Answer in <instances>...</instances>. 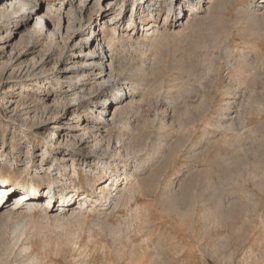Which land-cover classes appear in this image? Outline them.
<instances>
[{
    "label": "rangeland",
    "instance_id": "1",
    "mask_svg": "<svg viewBox=\"0 0 264 264\" xmlns=\"http://www.w3.org/2000/svg\"><path fill=\"white\" fill-rule=\"evenodd\" d=\"M12 1L0 4V183L38 186L41 206L48 183L33 176L58 184L53 211L0 214V264H264L263 0H171L159 15L163 0L143 9L138 0H74V13L68 0H30L39 2L32 16V3L15 13ZM107 3L104 23L121 14L108 53L114 80L66 74L75 57L90 59L76 53L91 26V47L102 51L96 18ZM49 8L63 9L60 23ZM36 14L48 17L45 28ZM84 87L99 89L71 96ZM111 90L119 100L108 109ZM109 115L102 140L81 125ZM82 138L81 152L72 143ZM116 165L127 170L119 189L129 181L134 192L111 203L96 193L107 179L88 177ZM59 193H73V205Z\"/></svg>",
    "mask_w": 264,
    "mask_h": 264
},
{
    "label": "bare ground",
    "instance_id": "2",
    "mask_svg": "<svg viewBox=\"0 0 264 264\" xmlns=\"http://www.w3.org/2000/svg\"><path fill=\"white\" fill-rule=\"evenodd\" d=\"M6 2L7 0H0V4L2 2ZM101 1V0H99ZM153 0H138L137 1V4L139 7H142V9L144 8L145 5H149L150 3L153 4L152 2ZM171 0H163V2L159 5L157 4L156 5V11L158 12V15L161 13L162 11V7L161 6H164V5H169L168 2H170ZM201 2H206V4H209L213 2V0H200ZM215 1V0H214ZM43 2V1H42ZM32 3V8L31 9L32 11L30 12V15L32 16L33 13H35V10L34 8L36 6H38V3L37 1L35 2H31L30 0H13L11 5H9V8L15 12V13H18L19 8H24L26 6H28L29 4ZM73 3H74V0H68L67 1V6H69V9L70 11H72V13H74L75 9H73ZM179 3V4H178ZM264 4V0L263 2H261ZM80 5L78 6V12L77 14H79L80 16V19H83L84 18V12H86L85 10V2L82 4V1L79 3ZM176 4V5H175ZM154 5V4H153ZM172 5L174 6H182L181 4V1L177 0L176 3H172ZM177 6V7H178ZM51 7V6H50ZM258 8H264V6H261V5H257ZM100 9L98 10V13H97V18L96 20L99 21V23H97V25H99L101 28H102V31H103V35L100 36L101 40L100 42L103 44V49L102 51H100L99 49L96 50L94 49V47H91L92 43L94 42L93 40L96 39V34H97V30L93 29V26H91V34L88 33V36H86V38H84L82 40V42L84 43L83 47L86 48V49H80L76 54L78 56H88L90 57V59H80L79 57H75L76 59V66L72 67V70L70 72H65L66 74H76L77 72H72V71H75L74 69H83V71L81 72H78L77 73V76L79 78H82L84 81H93L95 79L96 76L100 75V74H104V80L101 82V84H108V83H111L113 80H114V68H113V65L110 64L109 66H107V63L109 62V49H110V44L111 43H114V41H116V36H115V33L113 32L114 30V27L113 26H116L118 23H119V15H121L120 13L119 14H116L114 19L113 20H110L109 22H105L104 23V18L107 17L109 11L111 9H113V6H112V3H107L106 5H102L99 7ZM182 8V7H181ZM87 9V8H86ZM119 10V9H118ZM117 10V11H118ZM121 10V9H120ZM119 10V11H120ZM49 12H50V15L54 14L56 17H58L59 19V23H60V20L62 21V15H63V9L62 8H57V10H53L51 8H49ZM186 12V11H185ZM67 13V12H66ZM69 13V12H68ZM37 16V24L41 25L42 28H45L44 27V23H46V16L45 15H39V14H36ZM72 16V15H71ZM70 16V17H71ZM77 16V15H76ZM112 17H110L109 19H111ZM167 18V17H166ZM183 19V17L179 18L178 20V24H179V21H181ZM92 18H90V25H92ZM103 22V24L101 23ZM166 22L163 23L162 26L166 25L165 24ZM96 25V24H95ZM155 27H159L158 25L155 24V26L153 25H149L148 27H144L145 28V35H149L150 32L149 30L152 29V28H155ZM158 30V29H157ZM43 32V31H42ZM155 32V31H154ZM157 32V31H156ZM61 34V27L59 26V29L57 30H54L50 33L51 36L53 37H56L57 35ZM90 34V35H89ZM134 34V33H133ZM135 35V34H134ZM137 35V34H136ZM144 36V35H143ZM151 36V35H150ZM129 38V37H128ZM131 41L133 39V37L131 36L129 38ZM128 39V40H129ZM128 42V41H127ZM134 43V42H133ZM126 44V43H125ZM113 45V44H111ZM32 51V50H31ZM87 51V52H86ZM80 52V54H78ZM76 55V56H77ZM84 58V57H83ZM64 73V72H63ZM43 84H41V88H43ZM99 88H81L79 90H76L72 93L71 96L73 95H76V94H79V97H77L76 99H80L81 97H87V96H92L95 92H97ZM117 91V92H116ZM114 92V90H111V96H107L105 99H104V102L107 103V107L108 109H110L111 105L115 104L117 100H119V95H118V90H116ZM125 92L128 91V89H124ZM26 91L23 92V94L25 93ZM45 92L46 90H43V95H45ZM56 94V93H55ZM57 96V95H56ZM115 97L114 99H112V97ZM58 99V98H57ZM55 99L54 102H59V100ZM60 99V98H59ZM97 96H94V98L91 100V103L92 104H95L97 105ZM101 99V98H100ZM62 102V100H60ZM104 104V103H103ZM84 105V104H83ZM87 105V104H85ZM64 109H66L68 107V104H64L63 105ZM98 107V106H96ZM101 107H98L97 108V111L100 110L103 111L105 109H100ZM70 109V108H69ZM69 109L67 110V112L69 111ZM107 109V110H108ZM66 112V113H67ZM106 113V112H105ZM81 117V116H80ZM111 115H109V117L107 119H104V121H102L101 123L97 124L95 123V125H90V123L92 122L91 119H90V116L87 117V119H84L82 122H81V125H84V128H87V129H91L93 130V132L95 131V129L97 130V132H102L104 129H106L107 125L104 124L106 121H108V125L112 126L113 125V116L112 118L110 119ZM104 118V117H103ZM81 120V118H80ZM102 135L100 134V137ZM63 137L65 138H68L70 137L67 133H65L63 135ZM72 137V136H71ZM104 137L102 136L100 138V140H102ZM82 139L78 140V141H74L72 144L75 145L78 149H80V151L82 152L83 150H85V148H87L86 146L88 145V142L87 141H82ZM120 141V140H119ZM101 143V142H100ZM121 143V142H120ZM123 146V145H122ZM83 147V148H81ZM30 153V152H29ZM128 156V155H127ZM84 161L86 162V160L84 159ZM117 166V165H116ZM124 166L126 167V164L124 163ZM64 167H65V170L67 171L68 168H69V165H66L64 164ZM109 168V167H108ZM107 169V168H106ZM114 171H116V173H114ZM138 171V170H137ZM20 169L17 170V175L20 176ZM126 171H123L122 168H119L118 166L116 168H113L111 171H107V172H101L100 175L96 174V175H92L90 177H88V180L90 181H96L97 179H104L106 178L107 180L104 181L103 183L100 184V188L99 190H97V195L100 194V199H103V200H106L109 201V202H113L114 200H116V198L114 199V197H116L119 193L122 192L123 194H120V195H128L129 198H131L132 196V192H134L133 190V187H128L130 186V182L127 181L128 179H126V183L127 185L123 188V189H119V186H118V180L120 178V176L124 173H126ZM132 174V173H131ZM33 178L35 179H42V180H46V183H48V197L46 198L47 200H49L50 204L47 203V205L49 206H41V204H39V200L41 199L42 200V192H40V189L38 186H35L33 185L32 183L30 184H19L17 186H14V184L12 183L11 179H6L4 181H2L0 184L2 185L0 187V214L3 212V211H14V212H18L20 210H23V209H29V210H33V209H39L41 210L42 212H51L55 209V201L53 200V198L55 197V193H56V186L58 184V181L57 180H50V177H49V174L46 173L44 175H34ZM116 186V188L114 189V191L112 190V188H114ZM59 188V187H57ZM77 188L75 187V193H77ZM90 190L93 191L94 190V186L91 185L90 186ZM119 190L118 192L114 193L115 191ZM17 191L19 192H22L20 195H17L15 196V200H16V203L13 204V206L11 207H8L6 205V202L7 201H4L6 199V197H8L10 195V193H16ZM90 191V192H91ZM73 193L71 194H66V195H63V194H60L59 193V196H60V200H64V206L65 204L66 207H70L73 205V202L74 200H72L73 198ZM28 195V197H35L36 199H28V197L26 198V196ZM92 196L91 194L85 196V193L83 195V198L86 199L88 197ZM68 198V199H67ZM68 201H67V200ZM65 200L67 202H65ZM99 200V199H98ZM26 202L28 204H26ZM117 202V200H116ZM87 205V202H84L83 203V207ZM66 207H63L62 210H66Z\"/></svg>",
    "mask_w": 264,
    "mask_h": 264
}]
</instances>
